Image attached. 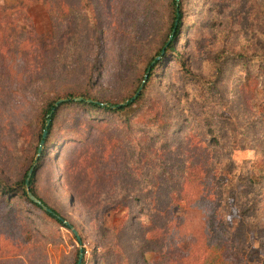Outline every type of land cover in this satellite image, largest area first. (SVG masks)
I'll use <instances>...</instances> for the list:
<instances>
[{"label":"rangeland","instance_id":"1","mask_svg":"<svg viewBox=\"0 0 264 264\" xmlns=\"http://www.w3.org/2000/svg\"><path fill=\"white\" fill-rule=\"evenodd\" d=\"M179 5L174 38L173 0H0V180L38 165L37 192L81 237L0 190V264H76L80 248L84 264L163 263L216 235L230 250L205 264H264V0ZM174 39L200 81L165 54L130 129L66 106L37 162L50 101L125 102ZM169 183L195 188L179 202Z\"/></svg>","mask_w":264,"mask_h":264},{"label":"trees","instance_id":"2","mask_svg":"<svg viewBox=\"0 0 264 264\" xmlns=\"http://www.w3.org/2000/svg\"><path fill=\"white\" fill-rule=\"evenodd\" d=\"M179 2H180V0H173V6H176V7L175 8L173 7L174 8V20L172 23L171 35L174 38H176L178 36L179 29H180L181 23H182L181 20L179 21V19L182 16V7L179 5ZM168 53L169 54H173V53L176 54L175 59L181 63L186 76L193 78L197 81H200V78L197 75H195L193 73V71L187 66L185 59H183L180 56L179 51L176 47L175 39L170 41V42H167L166 45L158 53L161 60L157 59V57H155L153 59V61H151L149 63V65L146 69V74H147V71L149 70V68H150V73L148 75V78L146 79V82L144 83V86H143L141 93L139 94V96L134 101H131V99L134 97V95L137 92L133 96H131L128 100H126L125 102H105V101H102L95 96H91V95H87V94H79L75 97H70V98H57L53 101H50L48 103L46 109L44 110V115H43V120H42L43 131L40 134V145H41V141L43 139V132L45 130L47 121L50 120V124L48 127V134H47L46 141L44 144L45 150L42 151L39 158L37 159V162H39L43 159V156H44L45 151H46V145L51 140L52 130H53V127L55 126V121L57 119L58 113L62 108H65L66 106L67 107L77 106L79 110L82 108H85L87 111H89L92 114L91 118L95 119L96 123H99L102 120H109L110 122L112 120L114 122L119 121L120 123L123 124V126L126 125V126H128L126 128L130 129V126L133 123V119H134L133 115H134V112L136 111V106L139 105V103H141V100H143V94L145 91L144 89L151 82V80L157 75V70H158L160 64L162 63V60L165 58V54H168ZM241 59H246V57H242ZM144 80H145V77H144ZM155 121H157L156 125L159 126L160 125V123H158L159 119H156ZM166 124H167V122L165 123V126H168ZM162 126H164V125H162ZM172 128H173V126L171 125L169 129L171 130ZM164 132L166 133V131H164ZM148 134H149L148 132L143 133V135L141 136L142 137L141 141H145L146 139H148ZM143 150L146 151L145 153H143L144 158H148V157L150 158L152 153L148 152L145 148H143ZM38 152H39V148H38ZM147 162H152V161L147 160ZM32 168H34V171H33L32 176L28 180V174ZM37 168H38V165L32 164L30 166V168L28 169V171L25 173L24 177L12 186H8L2 180H0V190H2V192L5 194V196L17 195V196H20L22 198H25L26 201L30 205H33V206L43 210L48 216L54 218L57 222H59L60 224H62L66 228L72 229L71 226H73V224L71 223V225H67L65 223V221H67V220L56 209L47 205L44 202V200L40 197L39 193L37 192V189L35 186L36 185ZM173 184L178 186V188H177L178 191L176 193V195H177L176 200H178L179 202H182V201L186 202L185 201L186 199L183 198V195L184 194L187 195V193L189 195V192L195 188V183H181L180 185H178L179 183H173ZM206 185H208V183H201V186H206ZM229 185L230 184H228L225 187L223 192H228L230 190ZM140 186L141 187L139 189V192H145V193L155 195L157 189L160 186V183H140ZM176 186L173 187L171 185V188L170 187L168 188L170 190L169 196H172L171 194L175 192ZM29 192H32L33 195L42 202V204L34 201L29 196ZM138 200L141 201L139 198H138ZM171 201L174 203L175 198H174V200H171ZM75 236H76V238H78L77 235H75ZM221 236L216 235L214 238H210L211 236L206 237L207 246L202 248L199 253H197V251H191L189 253H186L185 255L176 256V254L178 252L169 254L170 252L167 251L168 253H166V252H162V253H163L165 259L168 258V260H169L168 262H163V263L153 262V261H150L149 259L146 260L145 262H146V264H205L208 256L211 255L209 253L210 249L211 250L214 249V250H218V252H222V256H225V254H224L225 249L227 252H228V250H230V247H229L230 245L229 246L227 245L228 241L225 240L224 236L223 237H221ZM79 256H80V252H79ZM79 256H78V262H79ZM86 258H87L86 250H84V258H83L82 264H84L86 262ZM78 262L76 264H78Z\"/></svg>","mask_w":264,"mask_h":264},{"label":"water","instance_id":"3","mask_svg":"<svg viewBox=\"0 0 264 264\" xmlns=\"http://www.w3.org/2000/svg\"><path fill=\"white\" fill-rule=\"evenodd\" d=\"M159 58H160V57H157V59H159ZM149 73H150V68H149V70L147 71V74H146V76H145V80L143 81L141 87L139 88V90L137 91V93L134 95V97L131 99V101H134V100L139 96V94L141 93V91H142V89H143V86H144V83L146 82V79L148 78ZM80 99H81V98H80ZM49 124H50V120L47 121V124H46L45 130H44V132H43V139H42V141H41V145L39 146L38 157L40 156V154H41V152H42V150H43V148H44V144H45L46 137H47V134H48V127H49ZM33 171H34V168H32V169L30 170V172H29V174H28V180H29L30 177L32 176ZM29 196H30L34 201H36V202L42 204V202H41L38 198H36V197L33 195L32 192H29ZM49 210H50V209H49ZM65 223H66L67 225H71V223H70L69 221H65ZM71 227H72V230H73V232L75 233V235H77L78 240L81 241V237H80L78 231L74 228V226H71ZM83 258H84V249H83V248H80V256H79V262H78V264H82V262H83Z\"/></svg>","mask_w":264,"mask_h":264}]
</instances>
